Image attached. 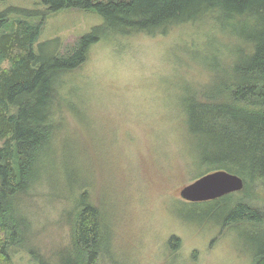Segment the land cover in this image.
I'll use <instances>...</instances> for the list:
<instances>
[{
  "label": "rangeland",
  "instance_id": "rangeland-1",
  "mask_svg": "<svg viewBox=\"0 0 264 264\" xmlns=\"http://www.w3.org/2000/svg\"><path fill=\"white\" fill-rule=\"evenodd\" d=\"M9 8L31 11L32 22L44 19L39 43L56 40L62 53L104 24L93 12H48L41 0H0V11ZM237 46L230 28L210 17L166 35H115L95 44L66 79L63 92H73L74 108L63 109L51 174L35 186L27 213L34 236L16 264L72 256L67 211L85 191L104 222L97 264H255L264 223L225 224V197L202 203L181 197L207 172V137L190 130L187 103L219 75L215 67L233 62ZM245 192L233 194L230 205L245 197L264 210V189L255 198Z\"/></svg>",
  "mask_w": 264,
  "mask_h": 264
},
{
  "label": "trees",
  "instance_id": "trees-1",
  "mask_svg": "<svg viewBox=\"0 0 264 264\" xmlns=\"http://www.w3.org/2000/svg\"><path fill=\"white\" fill-rule=\"evenodd\" d=\"M41 2L48 12L96 13L104 24L62 53L56 40L39 43L44 19L32 22L27 18L35 14L18 8L0 11V264H16L18 250L31 243L34 224L27 213L33 207V191L44 175L51 174L63 109L74 108L73 92H63L66 79L86 63L91 48L103 38L166 35L174 27L207 17L228 26L238 44L233 62L222 69L215 64L219 75L201 94H192L188 126L195 135L207 137L204 175L218 170L239 175L248 197L255 198L256 190L264 189V0ZM80 194L79 204L67 211L72 217V256L61 254L55 263L41 264L98 263L104 239L102 212L87 191ZM232 196H225L229 200L225 224L264 223V210L245 197L230 205ZM35 252L33 247L31 253ZM255 264H264V243Z\"/></svg>",
  "mask_w": 264,
  "mask_h": 264
},
{
  "label": "water",
  "instance_id": "water-1",
  "mask_svg": "<svg viewBox=\"0 0 264 264\" xmlns=\"http://www.w3.org/2000/svg\"><path fill=\"white\" fill-rule=\"evenodd\" d=\"M245 181L226 170L208 173L181 191V197L191 203H202L243 191Z\"/></svg>",
  "mask_w": 264,
  "mask_h": 264
}]
</instances>
